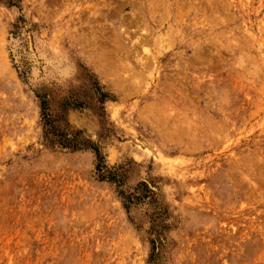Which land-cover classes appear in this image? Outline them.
I'll return each mask as SVG.
<instances>
[{
  "label": "rangeland",
  "instance_id": "1",
  "mask_svg": "<svg viewBox=\"0 0 264 264\" xmlns=\"http://www.w3.org/2000/svg\"><path fill=\"white\" fill-rule=\"evenodd\" d=\"M0 264H264V0H0Z\"/></svg>",
  "mask_w": 264,
  "mask_h": 264
}]
</instances>
